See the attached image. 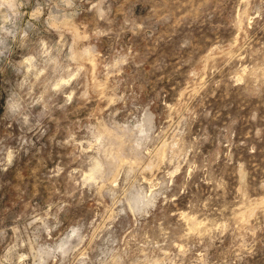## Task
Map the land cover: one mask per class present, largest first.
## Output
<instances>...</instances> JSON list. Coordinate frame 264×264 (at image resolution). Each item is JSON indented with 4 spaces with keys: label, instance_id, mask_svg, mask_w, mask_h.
<instances>
[{
    "label": "rangeland",
    "instance_id": "rangeland-1",
    "mask_svg": "<svg viewBox=\"0 0 264 264\" xmlns=\"http://www.w3.org/2000/svg\"><path fill=\"white\" fill-rule=\"evenodd\" d=\"M0 264H264V0H0Z\"/></svg>",
    "mask_w": 264,
    "mask_h": 264
},
{
    "label": "bare ground",
    "instance_id": "bare-ground-1",
    "mask_svg": "<svg viewBox=\"0 0 264 264\" xmlns=\"http://www.w3.org/2000/svg\"><path fill=\"white\" fill-rule=\"evenodd\" d=\"M152 199V198H151ZM154 200V199H153ZM143 201V200H142ZM142 203V202H141ZM139 205V204H138Z\"/></svg>",
    "mask_w": 264,
    "mask_h": 264
}]
</instances>
